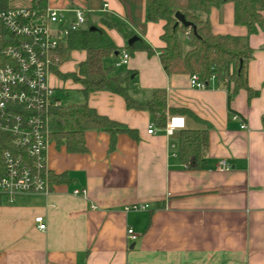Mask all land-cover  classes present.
<instances>
[{"label":"crops","instance_id":"0c3cea01","mask_svg":"<svg viewBox=\"0 0 264 264\" xmlns=\"http://www.w3.org/2000/svg\"><path fill=\"white\" fill-rule=\"evenodd\" d=\"M33 1L10 4L31 6ZM41 1L42 9L60 12L67 22L75 8L96 22L102 13L126 22L153 53L135 51L122 71L111 74L133 71L131 97L145 101L153 89L162 88L168 107L187 109L200 120L172 114L159 127L147 111L127 109L117 94L83 96L97 114L135 130L137 139L120 133L109 149L106 132L88 130L83 153H69L50 141L47 171L66 180L53 184L47 179L48 193L22 195L13 203L0 198V264H264V30L248 39L253 52L247 84L257 95L249 99L241 89L228 102L226 90L214 80L196 89L188 74L164 72L162 23L144 22V0ZM232 17L231 3L211 8L212 32L245 36L246 29ZM105 31L119 53L127 40L115 29ZM71 56L78 57V66L85 51L73 50ZM117 56L104 58L103 66L113 67ZM69 58L58 66L61 73L75 72L65 67ZM48 80L58 97L63 79L51 73ZM171 117L181 118L183 125L168 135ZM183 129L205 132L199 169H187L178 158L175 134ZM221 162L229 168L221 169ZM74 190L85 194L74 195ZM132 205L147 208L129 209ZM36 216L43 217L45 230L36 228ZM128 228L138 235L136 241L128 240Z\"/></svg>","mask_w":264,"mask_h":264},{"label":"trees","instance_id":"16d2710c","mask_svg":"<svg viewBox=\"0 0 264 264\" xmlns=\"http://www.w3.org/2000/svg\"><path fill=\"white\" fill-rule=\"evenodd\" d=\"M41 2L34 0L28 7L42 9ZM229 2L233 6V23L246 29L245 36L212 32L209 21L211 8H219ZM11 7L10 0H0V10ZM176 13L194 25V32L190 27L177 23ZM144 22L162 23L159 38L163 47L159 61L167 75L197 74L207 87L213 77L214 82L226 90L228 102L241 89L247 91L249 99L257 95L247 84V64L253 52L248 39L264 30V0H144ZM90 27L94 29L90 30ZM107 28L115 29L126 40L136 35L126 22L114 15L102 13L96 22L84 12L83 26L70 32L57 49L56 59L51 65L52 73L60 79L78 83L84 97L96 91H108L121 96L127 109L147 111L152 122L159 127H163L166 116L172 114L189 115L198 120L187 109L168 107L165 89H153L145 101L130 96L134 72L113 75L111 73L116 67H104L102 64L104 58L119 50L107 35ZM123 48L129 55L140 50L149 55L153 53L151 46L141 38L130 45L126 43ZM73 50L85 51L84 60L78 64L75 72L61 73L58 66L69 58ZM48 127L50 141L56 147L64 146L69 153L85 152L84 132L88 130L106 132L110 137L109 149L114 148L116 136L120 133L137 139L135 130L97 114L86 102L51 109ZM175 138L180 162L190 170L201 168L206 145L205 132L183 129L176 132ZM3 148L12 149L9 144L3 145ZM47 179L53 184L66 180L64 174L50 171H47Z\"/></svg>","mask_w":264,"mask_h":264},{"label":"built area","instance_id":"2783aa9c","mask_svg":"<svg viewBox=\"0 0 264 264\" xmlns=\"http://www.w3.org/2000/svg\"><path fill=\"white\" fill-rule=\"evenodd\" d=\"M73 20L65 21L53 9L28 6L0 10V198L13 203L19 196L48 193L46 152L50 142L48 115L61 106L55 89L49 83L52 61L65 37L84 24V10L75 8ZM130 55L119 51L115 67L127 64ZM213 80V77H211ZM189 85L206 89L197 74L189 75ZM235 118V116H233ZM183 121L171 117L165 126L170 135ZM241 128L245 124L241 123ZM152 133V126L147 129ZM9 144L12 149L3 148ZM223 170L229 167L220 163ZM74 195L85 190H74ZM147 205H132L129 209L144 210ZM36 228L46 229L42 216L34 217ZM129 241L138 235L126 231Z\"/></svg>","mask_w":264,"mask_h":264},{"label":"rangeland","instance_id":"374dc122","mask_svg":"<svg viewBox=\"0 0 264 264\" xmlns=\"http://www.w3.org/2000/svg\"><path fill=\"white\" fill-rule=\"evenodd\" d=\"M230 3V2H229ZM232 4V3H231ZM78 57L71 56L69 61L66 63V69H71L76 71ZM122 71V67H117L115 71ZM61 89L57 90V95L59 97L61 105H68L71 103H80L83 101L84 97L81 90L79 89L78 83L73 82L72 80H63L61 81Z\"/></svg>","mask_w":264,"mask_h":264},{"label":"water","instance_id":"95a60500","mask_svg":"<svg viewBox=\"0 0 264 264\" xmlns=\"http://www.w3.org/2000/svg\"><path fill=\"white\" fill-rule=\"evenodd\" d=\"M175 18L177 20V23H180L181 25L186 26V27H190L191 29H193V32H194V25L192 23H190V22H187L185 20V18L183 17V15H181L180 13H176L175 14ZM93 29H94V27H90V30H93ZM138 39H139V37L137 35L132 36L131 38H129L127 40V44L130 45V44L134 43ZM117 54H118L117 51L114 52V55H117Z\"/></svg>","mask_w":264,"mask_h":264}]
</instances>
